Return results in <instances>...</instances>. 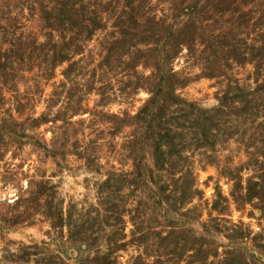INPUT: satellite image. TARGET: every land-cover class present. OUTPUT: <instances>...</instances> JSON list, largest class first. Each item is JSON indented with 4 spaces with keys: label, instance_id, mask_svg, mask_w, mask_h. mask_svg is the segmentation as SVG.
I'll list each match as a JSON object with an SVG mask.
<instances>
[{
    "label": "rangeland",
    "instance_id": "rangeland-1",
    "mask_svg": "<svg viewBox=\"0 0 264 264\" xmlns=\"http://www.w3.org/2000/svg\"><path fill=\"white\" fill-rule=\"evenodd\" d=\"M0 264H264V0H0Z\"/></svg>",
    "mask_w": 264,
    "mask_h": 264
},
{
    "label": "trees",
    "instance_id": "trees-1",
    "mask_svg": "<svg viewBox=\"0 0 264 264\" xmlns=\"http://www.w3.org/2000/svg\"><path fill=\"white\" fill-rule=\"evenodd\" d=\"M80 2L83 3V0H80ZM62 6L65 9H68L67 5L62 4ZM69 10V9H68ZM84 10H86L85 16L89 17V14H91L92 12H88L87 10H89L88 5H84ZM83 23H85L86 19L84 17V15L82 16V20ZM95 22L97 23V20H95ZM178 25V23L176 24ZM195 23L193 21H189L186 24H183L182 26L179 27V25L176 28V32L174 31V36L178 38H180L181 36H191L192 35V31L194 29ZM169 27L172 28V25H170ZM169 33H173L171 30ZM176 44L173 46L175 48ZM170 58V54H168V57ZM61 61L63 59H60ZM159 70V69H157ZM159 75V79L157 81L155 90L153 91V98L151 100H149V102L147 103V105L144 107L143 109V113L144 116L146 117L147 115H153L154 118H152V121L156 120V117H159V114L163 113L165 111L166 108V102H170L169 100H171L172 103H177L178 99L175 97L174 95V86H173V75H169L166 73H158L156 76ZM169 98V99H167ZM167 99V100H165ZM157 109V110H156ZM166 134H168V132H166ZM166 138V137H164ZM163 138V139H164ZM160 142H158L156 144V152L162 151V145L159 144ZM160 155L164 156L163 153H160ZM161 160L165 162L166 158L164 157V159Z\"/></svg>",
    "mask_w": 264,
    "mask_h": 264
}]
</instances>
